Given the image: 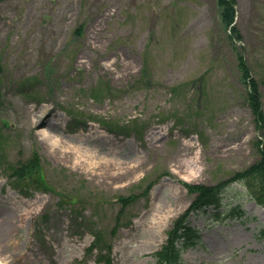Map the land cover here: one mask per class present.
<instances>
[{
    "label": "rangeland",
    "instance_id": "374dc122",
    "mask_svg": "<svg viewBox=\"0 0 264 264\" xmlns=\"http://www.w3.org/2000/svg\"><path fill=\"white\" fill-rule=\"evenodd\" d=\"M233 25L231 39L217 0H0L6 161L38 151L56 190L24 194L0 163V219L18 208L24 215L4 238L0 264H99L87 252L93 226L77 229L83 223L104 231L114 264H156L151 254L193 200L184 183L215 184L256 159L261 132L238 57L258 80L264 108V0H237ZM102 81L114 93L93 99ZM29 108L60 124L53 137L106 148L113 155L102 156L134 162L136 173L113 183L56 159L27 124ZM91 130L105 142L74 140ZM145 177L141 193L154 183L147 196L121 214L119 197L139 192ZM58 192L77 207L62 208ZM244 193L236 184L223 200V209L240 206L241 218H190L202 238L187 264H264V208ZM119 216L123 226L111 235Z\"/></svg>",
    "mask_w": 264,
    "mask_h": 264
},
{
    "label": "trees",
    "instance_id": "16d2710c",
    "mask_svg": "<svg viewBox=\"0 0 264 264\" xmlns=\"http://www.w3.org/2000/svg\"><path fill=\"white\" fill-rule=\"evenodd\" d=\"M217 2L221 8L222 21L225 27H231L230 37L233 39L234 36H238L236 27L232 26L235 21L237 0H217ZM81 29L82 27L78 28L76 34H80ZM238 62L242 78L249 87L248 104L253 113L256 126L261 132L254 142L257 159L249 167L235 172L228 179L215 185L186 184L188 192L194 195V199L187 210L174 221L168 232L167 241L161 250L154 254L158 264H184L182 254L189 248L196 246L201 239L200 231L190 226L188 218L200 212L207 214L209 208H213V215L219 216L221 212L219 210L223 206V194L234 183L242 184L246 188V193L264 207V110L262 94L258 81L251 76L249 66L242 56L238 57ZM11 176L25 180L26 186L33 185L37 189H49L37 156L18 165ZM131 200H135V197L122 199L125 203ZM237 212L238 210L231 209L227 215L234 216ZM92 247L99 250V261L103 264H112L109 254L103 253L104 250L109 251L110 247H105L101 232L96 233Z\"/></svg>",
    "mask_w": 264,
    "mask_h": 264
},
{
    "label": "bare ground",
    "instance_id": "6f19581e",
    "mask_svg": "<svg viewBox=\"0 0 264 264\" xmlns=\"http://www.w3.org/2000/svg\"><path fill=\"white\" fill-rule=\"evenodd\" d=\"M109 68V67H108ZM47 111V110H46ZM35 109H26L25 117L26 122L31 128L37 130L36 135L41 136L42 141L50 149L51 154L58 160L71 164V166L83 169L94 176H98L101 179L113 180V183L122 180V177H133L136 173L137 164L134 162H122L118 158H110L102 156L105 153H112L106 151V148H102L98 151L83 147L82 145L75 144L72 141L65 139H57L53 137L52 131L60 127L59 123L50 121L47 119H41L34 114ZM34 114V115H33ZM50 115V111L45 113V116ZM74 140L84 141L88 140V143H96L100 141L105 142L103 136L98 135L97 131L91 130L88 135L75 136ZM113 155V153H112ZM182 167V166H181ZM24 215L20 208L10 215L8 218L0 219V252L3 253L8 248L4 240L6 236L12 234L15 228L18 230L20 227L18 222L22 221ZM13 224L10 225L9 223Z\"/></svg>",
    "mask_w": 264,
    "mask_h": 264
}]
</instances>
